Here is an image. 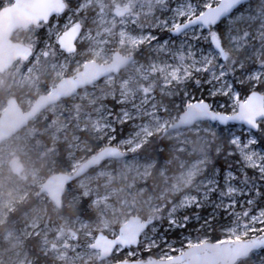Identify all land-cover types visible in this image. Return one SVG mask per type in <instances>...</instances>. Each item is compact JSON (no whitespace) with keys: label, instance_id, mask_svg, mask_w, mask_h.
Wrapping results in <instances>:
<instances>
[{"label":"snow or ice","instance_id":"6c2138e0","mask_svg":"<svg viewBox=\"0 0 264 264\" xmlns=\"http://www.w3.org/2000/svg\"><path fill=\"white\" fill-rule=\"evenodd\" d=\"M15 3L0 0V10ZM141 6L152 19L132 21L137 54L159 83L98 105L106 119L96 149L102 163L135 169L147 214L132 215L127 236L88 231L82 241L69 229L38 248L35 264H89V252L97 264H264V0ZM88 20L83 0H62L35 25L36 53H63L64 34L83 35ZM77 197L85 217L99 200L88 187Z\"/></svg>","mask_w":264,"mask_h":264},{"label":"rangeland","instance_id":"374dc122","mask_svg":"<svg viewBox=\"0 0 264 264\" xmlns=\"http://www.w3.org/2000/svg\"><path fill=\"white\" fill-rule=\"evenodd\" d=\"M83 3L89 20L77 42L78 51L71 55L36 53L35 27L16 33L15 40L31 44L34 53L27 62L18 61L0 77V90L7 94L5 98L0 96V113L11 97L30 109L40 94L49 93L61 79L81 70L87 61L111 62L115 52L123 57L134 56V60L120 74L107 76L72 98L52 105L29 127L0 146V264H35L38 248L70 238L69 229L79 233L83 241L85 232L120 231L134 213L145 215L148 211L147 193L138 190L143 180L135 169L123 165L101 164L72 184L71 191L67 186L61 209L80 203L81 198H73V194L85 187L99 196L86 217L64 216L47 193L40 194L46 178L59 172L58 166L66 167L64 172L76 171L99 151L96 140L103 129L97 125H103L106 118L100 115L98 105L110 103L114 94L124 93L130 98L143 84L159 83L147 60L137 54L139 29L132 24L133 20L136 24L151 22V12L141 6L146 0H83ZM126 8L123 16L114 13L115 9ZM121 44L132 48L124 49ZM16 160L25 165L21 176L11 169ZM113 168V178L109 180L107 173ZM98 169L105 175H100ZM86 255L91 256L89 264H97L95 255L90 252Z\"/></svg>","mask_w":264,"mask_h":264},{"label":"water","instance_id":"95a60500","mask_svg":"<svg viewBox=\"0 0 264 264\" xmlns=\"http://www.w3.org/2000/svg\"><path fill=\"white\" fill-rule=\"evenodd\" d=\"M61 4L62 0H16L13 7L0 10V76L6 74L7 70L18 61L27 62L34 53L29 44L14 40L16 33L35 27L42 18L56 12ZM122 12L124 15L126 10H114V13L120 16H123ZM80 33L81 29L76 28L69 30L62 37L61 48L64 49L66 55H71L77 51ZM133 60V56L123 57L119 52H115L111 63L102 65L95 60L88 61L80 72L72 77L61 79L57 86L51 89L50 93L41 94L30 109L24 108L16 98L11 97L8 99L7 107L0 114V146L29 127L32 121L52 105L58 104L63 99L72 98L83 88L93 86L107 76L120 74ZM104 151L99 150L97 154L80 165L73 174L56 172L50 175L40 189V194L47 193L55 206L60 208L67 186L83 178L90 170L104 164L102 163ZM11 169L18 176H21L22 172L26 170L25 165L19 161H14ZM132 231H134V225L130 219L120 227L122 236H127ZM97 243L105 248L111 245V242L104 235L98 238Z\"/></svg>","mask_w":264,"mask_h":264},{"label":"trees","instance_id":"16d2710c","mask_svg":"<svg viewBox=\"0 0 264 264\" xmlns=\"http://www.w3.org/2000/svg\"><path fill=\"white\" fill-rule=\"evenodd\" d=\"M15 40V38H14ZM17 40V39H16ZM15 40V41H16ZM19 41V40H17ZM21 42V41H20ZM24 43V42H23ZM28 44V43H27ZM31 45V44H29ZM2 77V76H1ZM7 94H5V92L3 90H0V96L2 98H5ZM17 99V98H16ZM18 100V99H17ZM19 102V101H18ZM63 156V155H62ZM58 170L61 172L66 171V167L63 166H58ZM59 213L64 215V216H71L72 218L78 217V215H82V209H81V205L80 203H78L77 205H71V206H67L64 207L63 209L59 210Z\"/></svg>","mask_w":264,"mask_h":264},{"label":"flooded vegetation","instance_id":"af4514ba","mask_svg":"<svg viewBox=\"0 0 264 264\" xmlns=\"http://www.w3.org/2000/svg\"><path fill=\"white\" fill-rule=\"evenodd\" d=\"M76 48H77V51H78V47H76ZM77 51H76V52H77ZM133 57H134V56H133ZM112 60H113V59H112ZM95 61H96V60H95ZM87 62H88V61H87ZM97 62H99V61H97ZM111 62H112V61H111ZM111 62H104V63H100V62H99V63L102 64V65H104V64H107V63H111ZM85 63H86V62H85ZM85 63H84V64H85ZM83 66H84V65H83ZM81 70H82V69H81ZM81 70H79V71L75 72L74 74H72V75H70V76H67V77H72V76H74L76 73L80 72ZM16 161H18V160H16ZM19 162H20V161H19ZM94 169H95V168H94ZM76 170H77V169H76ZM59 172H61V171H59ZM74 172H76V171H70V172H67V173H69V174H73ZM55 173H56V172H55ZM64 173H66V172H64ZM48 177H49V176H48ZM48 177H47V178H48ZM47 178H46V179H47ZM75 183H77V182H74V183H72V184H75ZM72 184H71V185H72ZM62 200H63V199H62ZM63 201H64V200H63ZM62 206H63V204H62ZM62 206H61L59 209H61Z\"/></svg>","mask_w":264,"mask_h":264},{"label":"bare ground","instance_id":"6f19581e","mask_svg":"<svg viewBox=\"0 0 264 264\" xmlns=\"http://www.w3.org/2000/svg\"><path fill=\"white\" fill-rule=\"evenodd\" d=\"M121 46H123V48L125 49H131L132 47L130 45L127 44H121Z\"/></svg>","mask_w":264,"mask_h":264}]
</instances>
